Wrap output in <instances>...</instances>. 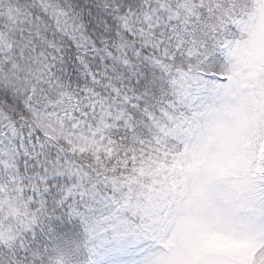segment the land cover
Wrapping results in <instances>:
<instances>
[{"label": "snow or ice", "instance_id": "obj_1", "mask_svg": "<svg viewBox=\"0 0 264 264\" xmlns=\"http://www.w3.org/2000/svg\"><path fill=\"white\" fill-rule=\"evenodd\" d=\"M0 264H264V0H0Z\"/></svg>", "mask_w": 264, "mask_h": 264}]
</instances>
